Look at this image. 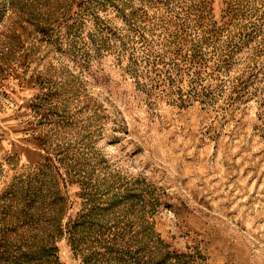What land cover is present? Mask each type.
Listing matches in <instances>:
<instances>
[{"label":"rangeland","instance_id":"rangeland-1","mask_svg":"<svg viewBox=\"0 0 264 264\" xmlns=\"http://www.w3.org/2000/svg\"><path fill=\"white\" fill-rule=\"evenodd\" d=\"M2 249L264 264V0H0Z\"/></svg>","mask_w":264,"mask_h":264},{"label":"trees","instance_id":"trees-1","mask_svg":"<svg viewBox=\"0 0 264 264\" xmlns=\"http://www.w3.org/2000/svg\"><path fill=\"white\" fill-rule=\"evenodd\" d=\"M28 192H30V191H28ZM31 194H32V193H31ZM27 202H28V201H27ZM1 229H2V228H1ZM0 257L3 258V264H8V263H9L8 256L5 255V250H4V249H2V250L0 251Z\"/></svg>","mask_w":264,"mask_h":264}]
</instances>
